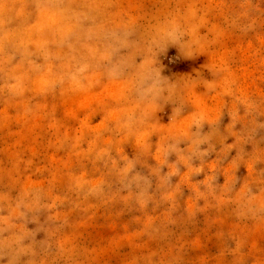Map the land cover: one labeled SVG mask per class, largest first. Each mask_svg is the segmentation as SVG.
Wrapping results in <instances>:
<instances>
[{
	"label": "rangeland",
	"instance_id": "rangeland-1",
	"mask_svg": "<svg viewBox=\"0 0 264 264\" xmlns=\"http://www.w3.org/2000/svg\"><path fill=\"white\" fill-rule=\"evenodd\" d=\"M0 264H264V0H0Z\"/></svg>",
	"mask_w": 264,
	"mask_h": 264
}]
</instances>
